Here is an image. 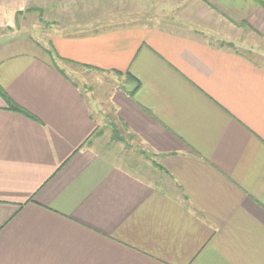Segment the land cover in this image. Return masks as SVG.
<instances>
[{
  "label": "crops",
  "instance_id": "crops-1",
  "mask_svg": "<svg viewBox=\"0 0 264 264\" xmlns=\"http://www.w3.org/2000/svg\"><path fill=\"white\" fill-rule=\"evenodd\" d=\"M43 1L0 0V264H264V65L239 48L264 0H145L137 26ZM84 73L138 81L107 102L150 169L97 149Z\"/></svg>",
  "mask_w": 264,
  "mask_h": 264
},
{
  "label": "rangeland",
  "instance_id": "rangeland-1",
  "mask_svg": "<svg viewBox=\"0 0 264 264\" xmlns=\"http://www.w3.org/2000/svg\"><path fill=\"white\" fill-rule=\"evenodd\" d=\"M50 1L53 0H45L41 2V4L38 2L36 7L50 11L55 8V3L52 4ZM71 3H75L74 8L77 6L84 8L86 15L90 14L91 8L95 7L96 10L100 8L101 18L106 20L108 19L109 23H111V26H137L146 19L141 16H146L147 12L149 11V8L146 7L147 1L145 0L144 10L141 9V5L143 3L141 0H84V4L82 5H76V2L74 1ZM97 4L99 7H97ZM150 4L154 5V2H150ZM87 11L89 13H87ZM67 18L75 19L73 16H67ZM90 18L91 21L89 22ZM92 19V17L85 18L86 27L88 24L89 27L94 25V23H92ZM104 19H101L102 24L105 23ZM87 30H93V28H88ZM239 48L244 53L250 55L256 62L264 65L263 45H257V47L252 45H241ZM82 76L85 79V84L80 82L79 79L78 83L83 85L82 89L85 91V97L90 106H92V115L98 119L101 118V122L103 124L101 128V135H99V137L96 136L100 138V145L102 146H96L97 149L100 152L109 151L110 153H113V159H116L118 163L122 164L128 162L130 169L132 171L136 170L137 173H139L141 169H150L152 166L151 162H157L155 161L156 157L150 155L149 152L144 150L138 140L132 134H129L126 131L124 128L127 127L126 124L121 122L124 126L123 127L119 123L120 121L118 119L119 117L117 115L115 104H110L107 102L110 100V96L114 95L115 89L127 92L131 90L134 84L130 82V79L127 76L124 77L114 74H97V76L92 77V74L89 75L88 73H84ZM98 98H100V100H98ZM96 102L99 104H96ZM100 111L102 113L98 114L97 112L100 113ZM114 129L118 130V135L119 137H122V141L113 140L112 135ZM149 157L150 160L148 159Z\"/></svg>",
  "mask_w": 264,
  "mask_h": 264
},
{
  "label": "trees",
  "instance_id": "trees-1",
  "mask_svg": "<svg viewBox=\"0 0 264 264\" xmlns=\"http://www.w3.org/2000/svg\"><path fill=\"white\" fill-rule=\"evenodd\" d=\"M258 2H260L259 0H257ZM263 6H264V3L263 2H260ZM132 82H135L136 83V80H134L132 77L130 78V77H128ZM139 87V83H138V81H137V84H136V89ZM136 89H133L132 90V92H128L127 93V95H129V96H131V95H133V93L135 92V90ZM9 104H10V108L12 109V110H14V111H19V112H24L20 107H18L17 105H15L14 103H12V102H9ZM26 113V112H25ZM118 130H113V135H112V138H113V140H118V141H122V137H119V135H118V132H117ZM96 135H101V130H99V132H97V134ZM89 141V140H88ZM87 143V142H86ZM150 158V157H149ZM148 158V159H149Z\"/></svg>",
  "mask_w": 264,
  "mask_h": 264
}]
</instances>
